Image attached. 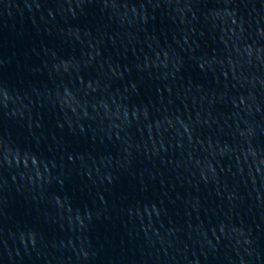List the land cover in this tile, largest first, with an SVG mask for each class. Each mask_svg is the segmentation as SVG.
<instances>
[{
	"label": "water",
	"instance_id": "obj_1",
	"mask_svg": "<svg viewBox=\"0 0 264 264\" xmlns=\"http://www.w3.org/2000/svg\"><path fill=\"white\" fill-rule=\"evenodd\" d=\"M0 264H264V0H0Z\"/></svg>",
	"mask_w": 264,
	"mask_h": 264
}]
</instances>
